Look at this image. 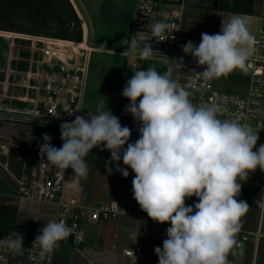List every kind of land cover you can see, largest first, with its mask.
<instances>
[{
  "label": "clouds",
  "instance_id": "1",
  "mask_svg": "<svg viewBox=\"0 0 264 264\" xmlns=\"http://www.w3.org/2000/svg\"><path fill=\"white\" fill-rule=\"evenodd\" d=\"M149 27L152 37L163 39L174 25L158 21ZM254 42L246 19L233 14L222 18L218 33L202 32L198 45L189 40L181 48L204 67L191 75L209 81L236 69L246 70ZM119 44L125 49L121 55L135 54L145 61L156 52L142 31L131 40L125 36ZM169 61L163 73L154 64L134 71L123 87L121 95L129 100L124 110L138 124L139 138L134 143L129 142L131 129L122 126L101 100L95 114L89 111L87 118L76 115L60 124V148L44 133L39 154L62 176L71 168L72 182L88 175L86 158L94 148L109 151L110 162L124 178L129 168L135 173L132 193L141 210L155 222L170 224L163 247L154 248L158 264H229L228 255H236L239 247L241 217L250 208L237 198L242 186L238 180L248 179L257 168L264 171V143L256 147L259 130L251 124L238 118L220 119V104L196 103L192 93L173 78L172 65L183 63V58ZM193 196L198 202L186 205ZM259 207L264 208V201ZM37 231L40 234L29 250L23 248L24 237L18 231L0 239V249L18 256L35 251L42 262L73 228L64 220H49Z\"/></svg>",
  "mask_w": 264,
  "mask_h": 264
},
{
  "label": "crops",
  "instance_id": "2",
  "mask_svg": "<svg viewBox=\"0 0 264 264\" xmlns=\"http://www.w3.org/2000/svg\"><path fill=\"white\" fill-rule=\"evenodd\" d=\"M83 1L88 3L89 0ZM220 4L218 2L217 7ZM262 6L263 0H254L251 15L259 13L261 16ZM130 9L126 32L119 36V39L115 38L118 44L113 47H119L115 51H109L103 46L105 44L102 43L106 41L99 38L97 30L95 33L100 40L97 43L94 42L93 28L89 23L88 35L93 49L89 55V69L81 115L87 118V112L95 114L97 105L103 100L106 107L119 117L120 122L130 127L129 142L134 143L139 138L138 124L124 110L129 100L121 95L123 87L133 76L134 71L141 68L146 69L154 64L157 71L163 73L169 66V60L166 55L158 51L152 59L147 61L141 60L135 54L121 55L124 47L119 42L125 36L130 39L132 30V15L135 7H130ZM196 26L202 27V32L207 30L204 23L196 21L188 24L189 31L193 33ZM11 32V30L0 28V75L10 66L13 39V36L9 34ZM13 64L26 66L24 62L15 61ZM214 85L220 90L229 92H247L251 86V70L246 72L236 69L226 76L214 79ZM10 106L16 105L11 103ZM1 119L0 144L8 145L9 150L7 153L0 151V178L5 183L0 187V204L3 206L0 214H10L15 217L14 223L12 222L10 226L12 229L8 227L4 229L7 228L5 231L14 232L18 230V226L42 228L46 222L54 220V217L40 203L19 194L17 177L20 176L29 160H32L35 155H40L38 145L44 142L42 138L44 133L52 137L53 146L56 148L62 146L60 126L26 121L4 122ZM86 159L89 166L86 177L71 182L74 172L71 168L65 170V192L67 194H76L85 204L95 205L99 202L122 198L126 192L132 191L129 177L124 178L115 170L116 165L110 162L109 151L94 148ZM120 167H124L122 160ZM238 182L242 186L237 198L246 201L250 208L241 217L242 226L237 237L246 232L250 238L247 243L237 248L236 255L230 253L228 260L231 264H264V208L259 207V203L264 201V171L257 168L249 174L248 179L238 180ZM196 202L198 200L195 196L185 201L186 205H193ZM168 227L170 224L155 222L148 217L147 213L86 223V239L77 245H61L53 255L52 264H131L130 258L123 253V249L133 247L135 244L142 248L143 264H158L154 248L163 247Z\"/></svg>",
  "mask_w": 264,
  "mask_h": 264
},
{
  "label": "built area",
  "instance_id": "3",
  "mask_svg": "<svg viewBox=\"0 0 264 264\" xmlns=\"http://www.w3.org/2000/svg\"><path fill=\"white\" fill-rule=\"evenodd\" d=\"M70 1L83 27L82 40L27 35L42 44L40 54L35 59L36 65L33 71L35 94L31 109L21 116L24 122L60 126L62 122H70L76 115H81L89 69V55L93 45L88 35L89 24L85 15V2L83 0ZM189 1L136 0L130 40L132 35L142 31L145 37L151 38L152 43L164 46V51L158 52L163 54L167 51L168 60L179 61L182 57L183 63L177 62L172 65L173 78L192 93L191 98L196 103L216 102L220 104L222 108L218 114L220 119L238 118L242 123L251 124L259 130V140L256 146L258 148L264 143V28L261 27L256 34L251 33L255 42L250 48V89L243 93L220 90L215 87L214 79L205 81L191 75L193 71L202 72L204 67L198 66L191 56L185 55L182 51L181 46L187 41L192 40L198 45L201 40L194 39L193 33L182 35L185 8ZM263 16L264 0L261 12V17ZM224 17H227L225 12L220 15L219 21L221 22ZM158 21L174 25L171 31L164 34L163 39L151 36L149 25ZM9 34L13 36L11 59L13 46L16 45L14 40L22 34L17 32ZM124 50L122 49L123 52ZM70 113L74 114L69 115ZM121 124L127 126L124 123ZM8 150V145L0 144L2 153H7ZM255 150L254 148L253 151ZM32 160H29L20 176L17 177V189L22 197L40 203L53 215L54 220H64L73 228L72 234L66 240L61 241L59 247L63 244L82 243L86 239V223L146 214L133 199L132 191L126 192L122 198L87 205L78 195L65 192V171L62 176L59 171L46 163V158L43 160L40 155H35ZM128 171L132 187L135 173L130 168ZM11 232H0V239L5 238ZM23 237V248L31 249L35 237ZM249 238L246 232L238 236L239 247L247 243ZM58 248L42 262L38 261L35 251H25L23 255L18 256L6 249H0V264H52L53 255ZM123 253L130 258L131 264H143L144 253L139 245L135 244L133 247L125 248ZM229 264H231L230 261Z\"/></svg>",
  "mask_w": 264,
  "mask_h": 264
},
{
  "label": "rangeland",
  "instance_id": "4",
  "mask_svg": "<svg viewBox=\"0 0 264 264\" xmlns=\"http://www.w3.org/2000/svg\"><path fill=\"white\" fill-rule=\"evenodd\" d=\"M214 1L215 0H190L188 2L185 8V20L182 29L183 36L189 35L191 33L188 29V24L196 21L204 23L206 25V31L209 34H213L214 28L216 27L218 28L219 32L221 24V22H219V18L220 15L223 14V10L225 11V15L227 17L235 14L245 18L247 21L248 30L252 34H256L261 27L264 28V16H259V13H256L255 15H247L233 12L231 9L233 0H222V2H219L221 3L219 7L215 8ZM135 4L136 0H89L88 3H85V15L88 24L90 23L92 25V36L94 42L97 43L100 39H104L106 42L102 44H105L103 46L109 49V51H115L119 49V47H113L116 46L115 44H118V41L115 40V38L119 39V36H122V34L126 32L127 21L131 13L130 7L134 8ZM9 7L10 5H8L7 0H0V28L10 23L16 24L23 28L27 24L22 20L26 18V13L21 12L20 16L14 15L11 20L9 16H6V14H4L6 17L2 15V9L5 11V13H7V8ZM80 26L83 32L81 22ZM95 30H97V35L100 39H98ZM12 32H17L22 35L18 36V38L14 40L16 45H14L12 49L10 66L0 75V119L4 118L1 119L4 122H24V120L21 119V116L26 114V112L32 107V99L35 91L33 87L35 83L33 71L36 65L35 59H37L38 55L40 54L39 51L42 44L35 38L30 36L28 37L27 35H39L54 38L61 37L32 34L21 31ZM166 53L167 51L163 52V55H167ZM15 61L24 62L26 63V66H15L13 64ZM250 70L251 69L249 67L248 60L247 68L243 71L249 72ZM9 102L14 103L16 106H10L11 103ZM4 185L5 183L0 178V187ZM1 209H3V206L0 204V210ZM14 219V215L0 214V232H4L7 229H4V227L12 229L10 226L12 222L14 223ZM29 228L33 229V227ZM23 229L27 228L23 227ZM29 233V230L22 231L23 236L30 238L34 237L30 236Z\"/></svg>",
  "mask_w": 264,
  "mask_h": 264
},
{
  "label": "trees",
  "instance_id": "5",
  "mask_svg": "<svg viewBox=\"0 0 264 264\" xmlns=\"http://www.w3.org/2000/svg\"><path fill=\"white\" fill-rule=\"evenodd\" d=\"M9 8L7 13L2 9V15L6 14L12 20L14 15L20 16L26 13L22 19L27 24L22 28L16 24L4 25L1 29L21 31L32 34L58 36L65 39L82 40V29L77 14L70 0H7ZM222 2V0H219ZM254 0H233L231 9L233 12L242 14L253 13ZM1 10V9H0ZM5 16V15H4ZM5 16V17H6ZM8 19V18H7ZM28 25V26H27ZM218 33L214 28L213 34ZM17 227V231L29 230L30 236L36 237L40 233L38 229L27 226ZM20 228V229H19Z\"/></svg>",
  "mask_w": 264,
  "mask_h": 264
},
{
  "label": "water",
  "instance_id": "6",
  "mask_svg": "<svg viewBox=\"0 0 264 264\" xmlns=\"http://www.w3.org/2000/svg\"><path fill=\"white\" fill-rule=\"evenodd\" d=\"M218 0L214 1V7L216 8L218 6ZM201 33H202V27L200 26H196L194 27V31H193V37L194 39L200 40L201 39ZM152 47L154 49V51H164V46L163 45H158V44H154L152 43Z\"/></svg>",
  "mask_w": 264,
  "mask_h": 264
}]
</instances>
